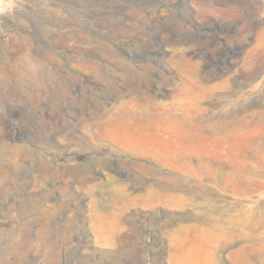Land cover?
Instances as JSON below:
<instances>
[{
  "label": "rangeland",
  "instance_id": "374dc122",
  "mask_svg": "<svg viewBox=\"0 0 264 264\" xmlns=\"http://www.w3.org/2000/svg\"><path fill=\"white\" fill-rule=\"evenodd\" d=\"M0 264H264V0H0Z\"/></svg>",
  "mask_w": 264,
  "mask_h": 264
},
{
  "label": "bare ground",
  "instance_id": "6f19581e",
  "mask_svg": "<svg viewBox=\"0 0 264 264\" xmlns=\"http://www.w3.org/2000/svg\"><path fill=\"white\" fill-rule=\"evenodd\" d=\"M262 17V16H261Z\"/></svg>",
  "mask_w": 264,
  "mask_h": 264
}]
</instances>
